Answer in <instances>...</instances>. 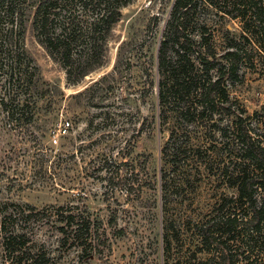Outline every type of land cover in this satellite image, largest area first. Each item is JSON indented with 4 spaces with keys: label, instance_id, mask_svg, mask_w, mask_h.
<instances>
[{
    "label": "trees",
    "instance_id": "1",
    "mask_svg": "<svg viewBox=\"0 0 264 264\" xmlns=\"http://www.w3.org/2000/svg\"><path fill=\"white\" fill-rule=\"evenodd\" d=\"M133 1L0 0V104L8 124H31L47 92L26 48L29 25L75 85L106 63L114 27ZM229 20L239 21L242 34L228 35L220 54L215 28ZM256 56L264 60V0L173 1L157 63L166 255L181 237L174 228L182 221L196 230L207 262L264 264V120L229 92L242 66L254 67ZM206 178L233 194L221 193L195 218L176 214L180 189ZM126 191L131 195L133 188ZM4 207L0 248L9 264H51L45 242L37 238L47 227L59 234L61 246L81 251L80 264L102 252V224L86 207L15 202Z\"/></svg>",
    "mask_w": 264,
    "mask_h": 264
},
{
    "label": "rangeland",
    "instance_id": "2",
    "mask_svg": "<svg viewBox=\"0 0 264 264\" xmlns=\"http://www.w3.org/2000/svg\"><path fill=\"white\" fill-rule=\"evenodd\" d=\"M173 1L134 0L126 6L106 63L75 85L29 25L26 48L39 66L40 88L47 92L38 99L33 122L25 126L9 125L0 104V210L6 202L86 207L101 222L105 242L86 264H211L208 254L199 252L196 230L186 229L182 221L174 228L179 241L172 243L170 254L164 251L157 63ZM241 34L239 21L217 24L219 53L228 35ZM256 58L254 67L242 66L229 92L264 120V60ZM68 121V132L53 142L52 135ZM219 186L208 178L186 184L177 196L176 214L195 218L209 201L234 192ZM131 187L130 195L126 190ZM37 238L45 242L51 264H80L81 251L61 246L55 229L44 228ZM5 259L0 248V264H9Z\"/></svg>",
    "mask_w": 264,
    "mask_h": 264
},
{
    "label": "built area",
    "instance_id": "3",
    "mask_svg": "<svg viewBox=\"0 0 264 264\" xmlns=\"http://www.w3.org/2000/svg\"><path fill=\"white\" fill-rule=\"evenodd\" d=\"M71 124H70V122L68 121V122H66V124H64L63 126H62V128H60L59 130H58V132L57 133H55V134H53L52 135V141L53 142H55V143H57L58 142V136L59 135H65L67 132H68V130H69V126H70Z\"/></svg>",
    "mask_w": 264,
    "mask_h": 264
}]
</instances>
